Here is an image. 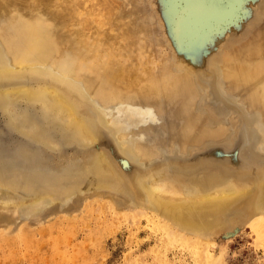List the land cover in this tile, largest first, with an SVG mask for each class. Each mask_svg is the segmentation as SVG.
Wrapping results in <instances>:
<instances>
[{
	"label": "rangeland",
	"instance_id": "374dc122",
	"mask_svg": "<svg viewBox=\"0 0 264 264\" xmlns=\"http://www.w3.org/2000/svg\"><path fill=\"white\" fill-rule=\"evenodd\" d=\"M201 1L0 0V26L41 18L58 54L105 51L96 50L103 65L88 63L101 75L120 70L104 85L130 92L121 117L144 148L139 159L127 158L102 125L86 145L56 129L59 144L50 147L11 125L0 106V264H264V215L242 219L264 189V0H218L210 19ZM180 65L191 73L177 90L142 88ZM101 151L125 188L100 186L86 173ZM161 171L186 186L245 182L249 192L209 235L181 233L140 203L146 195L137 178Z\"/></svg>",
	"mask_w": 264,
	"mask_h": 264
},
{
	"label": "bare ground",
	"instance_id": "6f19581e",
	"mask_svg": "<svg viewBox=\"0 0 264 264\" xmlns=\"http://www.w3.org/2000/svg\"><path fill=\"white\" fill-rule=\"evenodd\" d=\"M201 2L204 7L211 8L206 13V19H210L220 10L221 3L218 0H202ZM0 15L2 14L0 13ZM49 25L48 21L41 18H24L0 26V106L9 115L11 125H15L32 139L50 147L59 144L58 139L54 136L56 129L62 131L65 141H78L81 145H86L98 138L99 126L102 125L111 130L127 158L139 159L144 153V148L138 139H135L130 133V125H125V120L121 117L120 112L121 106L129 98L130 92L124 90L121 84L116 83L110 87L104 85L115 74L118 77L120 70L111 69L116 72L113 73L106 72L104 69L103 75L94 71L97 65L104 64L98 53L100 46L97 48L98 52L97 49L95 50L97 46H93L94 49L91 46L90 50H95L92 57L88 55V51H85L84 54V51H78L76 55H72L74 52L71 54L70 51H67L66 55L58 54V43ZM79 37L81 39V35ZM69 38L71 39L69 40ZM69 38V42L72 43L71 35ZM75 40L73 46H75ZM62 43L64 42L62 41ZM91 43L93 42L91 41ZM73 46L71 48H74ZM102 52L100 51L101 54ZM90 53L92 54L91 51ZM90 59L93 60L91 61L94 68L90 66L92 65ZM136 73L137 71L135 75ZM170 73L163 75L157 81L148 80L142 88H146L150 92L166 91L170 88L177 90L181 84L185 83L191 71L180 65L177 71ZM38 75L47 78L42 76L36 85L31 84L29 79ZM133 75L134 73L132 77ZM48 77L54 80L50 82ZM142 78L144 77L142 76ZM114 81H116L115 78ZM142 82H144L143 79ZM21 102L25 104V108L22 111L15 110ZM35 103L41 106L40 113L29 112V106H33ZM88 106H91L92 111L87 109ZM46 122L50 126L46 125ZM87 167L86 173L95 174L100 178L98 185L125 188L121 172L107 152L96 153ZM173 177L165 171L149 172L145 176H139L137 184L146 195V202L140 203L144 205L143 207L166 218L169 223L176 224L178 227L176 230L186 234L195 232L199 235H209L214 231L217 221L228 219L249 192V188L245 187L247 184L245 182H242L243 186L231 183L222 184L216 180H209L206 183L194 180L191 185L186 186L181 183L180 176ZM253 182H249L250 185L248 183L249 187H252ZM262 187L264 188V184ZM93 191L91 192L93 193ZM96 195L98 196V194ZM255 214L264 215V189L262 188L251 211L242 219L246 222ZM239 226V222L228 226L231 230L225 235L233 234Z\"/></svg>",
	"mask_w": 264,
	"mask_h": 264
}]
</instances>
